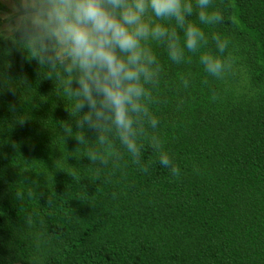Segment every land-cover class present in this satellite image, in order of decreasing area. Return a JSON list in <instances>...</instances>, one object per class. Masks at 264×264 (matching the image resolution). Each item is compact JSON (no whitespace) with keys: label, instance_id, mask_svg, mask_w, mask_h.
I'll return each mask as SVG.
<instances>
[{"label":"trees","instance_id":"1","mask_svg":"<svg viewBox=\"0 0 264 264\" xmlns=\"http://www.w3.org/2000/svg\"><path fill=\"white\" fill-rule=\"evenodd\" d=\"M209 9L223 40L247 49L260 93L219 108L190 93L194 120L173 114L169 82L196 90L198 54L184 48L174 61L161 40L147 112L130 113L138 157L111 120L95 128L100 144L64 155L82 117L65 104L69 75L17 33L0 38V264H264V0ZM166 26L183 48V29ZM154 138L179 175L160 165Z\"/></svg>","mask_w":264,"mask_h":264},{"label":"clouds","instance_id":"2","mask_svg":"<svg viewBox=\"0 0 264 264\" xmlns=\"http://www.w3.org/2000/svg\"><path fill=\"white\" fill-rule=\"evenodd\" d=\"M210 2L195 0L201 23L222 19L219 12L209 9ZM15 13L13 29L39 50L41 61L53 69L61 66L69 77L75 74L77 87L66 90L77 99L76 112L88 109L77 127L99 128L111 120L133 157H138L140 148L130 113L147 112L140 99L148 94L144 83L154 74L156 62L144 42L166 41L168 55L178 62L184 48L195 52L205 39L201 27L186 19L193 13L191 0H15ZM159 19H172L183 29V48L176 31L156 22ZM214 39L223 52L227 41L220 36ZM199 60L212 76L220 77L225 71L226 61L219 55L202 53ZM72 82L70 78L66 83ZM151 123L155 126L157 121ZM76 138L84 142L82 136ZM153 146L160 165L173 176L179 175V168L155 138ZM88 157L98 159L95 153Z\"/></svg>","mask_w":264,"mask_h":264},{"label":"rangeland","instance_id":"3","mask_svg":"<svg viewBox=\"0 0 264 264\" xmlns=\"http://www.w3.org/2000/svg\"><path fill=\"white\" fill-rule=\"evenodd\" d=\"M191 2L193 4V11L198 12L195 6V0H191ZM15 15V0H0V17L2 19V21H0V38H6L16 33L13 29ZM152 19L155 20L156 18L153 17ZM171 20L172 19H159L156 20V22L167 25ZM194 23L201 27L205 35V39L200 48L195 51L198 54V67L200 69L197 74V80H199V82H197V85L194 87L196 90L186 91L185 86L179 84L178 79L174 78L169 82V92H171L172 96L168 95L171 104V112L177 115L180 114L189 121L194 120L192 111L194 107L199 106H197L196 101L188 99L190 93H197L196 99L200 98V101L216 103L217 108L250 101L255 99L260 93V89L255 87L251 82L252 75L248 62L249 55L247 49L231 45L227 42V47L224 51L219 52L214 37L220 36L222 38V34L209 23H201L198 16ZM160 42L161 40L149 39L144 43L145 47L152 51L153 47L159 45ZM202 53H213L219 55L226 61L225 71L220 77L212 76L204 70L199 60ZM157 61L162 63L160 57L157 58ZM74 76L75 74H73V77L68 76V78L61 83V86L65 104L67 107L76 111L75 106L77 104V99L66 90L69 87L71 89L77 87ZM70 78L73 82L71 85H68L66 82ZM87 111V106H85L79 114L83 116ZM78 136L84 138L83 143L77 140L76 137ZM96 144H100L99 134L95 128L85 124L83 127L74 129L69 133L62 146V151L64 155L69 157L80 156L85 153V150H87L89 146Z\"/></svg>","mask_w":264,"mask_h":264}]
</instances>
